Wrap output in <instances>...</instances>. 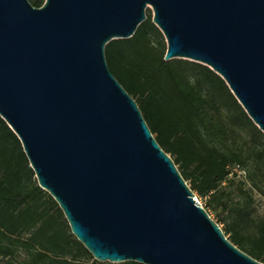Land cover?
I'll list each match as a JSON object with an SVG mask.
<instances>
[{
	"label": "water",
	"instance_id": "obj_1",
	"mask_svg": "<svg viewBox=\"0 0 264 264\" xmlns=\"http://www.w3.org/2000/svg\"><path fill=\"white\" fill-rule=\"evenodd\" d=\"M146 9L163 59L209 67L264 133V0H0V117L97 261L264 264L194 198L107 65Z\"/></svg>",
	"mask_w": 264,
	"mask_h": 264
},
{
	"label": "trees",
	"instance_id": "obj_2",
	"mask_svg": "<svg viewBox=\"0 0 264 264\" xmlns=\"http://www.w3.org/2000/svg\"><path fill=\"white\" fill-rule=\"evenodd\" d=\"M39 6L43 0H30ZM147 29L160 30L145 19L129 38L112 39L104 47L107 65L136 101L153 137L173 156L174 164L189 187L208 202L226 206V193L219 188L228 174L241 163L238 148L218 147L215 138L225 139L227 125L210 116L209 103L221 101L237 113L228 114L234 125L241 116L251 125L252 134L264 133L251 121L223 79L206 65L187 59L164 60L146 44ZM211 117V118H210ZM228 124V121H227ZM252 155L262 159L264 149L251 147ZM250 153V152H248ZM254 162V160H253ZM264 195V193H263ZM246 215L237 209L227 221L228 239L239 249L264 263V219L254 237L241 235L239 222ZM57 202L38 184L21 143L0 117V256H11L20 247L35 252V259L23 264H142L135 261L99 262L71 233ZM86 254L90 263L80 261ZM0 264H12L9 261Z\"/></svg>",
	"mask_w": 264,
	"mask_h": 264
},
{
	"label": "rangeland",
	"instance_id": "obj_3",
	"mask_svg": "<svg viewBox=\"0 0 264 264\" xmlns=\"http://www.w3.org/2000/svg\"><path fill=\"white\" fill-rule=\"evenodd\" d=\"M147 18H150L152 22V11L150 9H146L145 19ZM146 33V44L149 46L151 52L156 56L161 55V53L165 54L166 41L162 33L158 34L148 29ZM173 59L182 58H172L169 60ZM209 105V115L227 125L225 139L215 138L213 143L218 147L223 146L236 150L239 148L242 151L241 163L235 166L234 174H228L219 186L226 193L227 203L225 207L220 202L210 204L208 202L209 195L202 197L193 191L194 197H196L209 216L218 224L227 238L230 237L231 233L226 231L227 221H224L223 218H226V220L232 219L237 209H243L246 215H243L244 219L239 222L238 231L241 235L254 237L258 222L264 219V157L262 159L256 158L255 155H252L250 149L252 146H255L257 149H264V137L252 134L251 125L241 116L232 125L229 122L230 118H227L228 114L233 115L237 113V110L232 105L226 106L221 101L216 100L214 103L210 102ZM168 155L173 159L172 155L169 153ZM176 167L180 171L178 164H176ZM186 183L189 186L188 180ZM63 232L70 240L71 238L67 236L70 230L65 228ZM34 259L35 252L30 253L20 247L14 248L11 256H0V262L5 263L9 261L12 264H23L26 261L29 262ZM79 259L84 263L92 261L88 255L83 253L79 256Z\"/></svg>",
	"mask_w": 264,
	"mask_h": 264
},
{
	"label": "built area",
	"instance_id": "obj_4",
	"mask_svg": "<svg viewBox=\"0 0 264 264\" xmlns=\"http://www.w3.org/2000/svg\"><path fill=\"white\" fill-rule=\"evenodd\" d=\"M196 199V197H194ZM197 200V199H196ZM198 201V200H197ZM199 202V201H198ZM200 203V202H199ZM201 205V204H200Z\"/></svg>",
	"mask_w": 264,
	"mask_h": 264
},
{
	"label": "flooded vegetation",
	"instance_id": "obj_5",
	"mask_svg": "<svg viewBox=\"0 0 264 264\" xmlns=\"http://www.w3.org/2000/svg\"><path fill=\"white\" fill-rule=\"evenodd\" d=\"M44 1V0H43ZM43 1H42V3H43ZM42 3L39 5V6H41L42 5Z\"/></svg>",
	"mask_w": 264,
	"mask_h": 264
}]
</instances>
